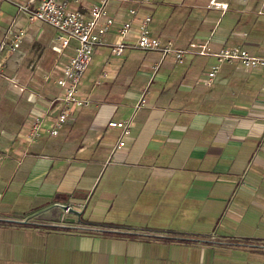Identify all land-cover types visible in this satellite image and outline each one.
Segmentation results:
<instances>
[{
	"label": "crops",
	"instance_id": "1",
	"mask_svg": "<svg viewBox=\"0 0 264 264\" xmlns=\"http://www.w3.org/2000/svg\"><path fill=\"white\" fill-rule=\"evenodd\" d=\"M40 3L0 0V264H264L254 256L264 254V69L225 64L208 85L213 55L112 54L122 24L133 44L151 16L152 35L177 49L208 43L212 53L240 47L264 58V0H111L115 26L81 86L91 104L57 136L55 81L76 43L54 50L55 29L21 9ZM37 117L44 130L31 141ZM111 121H132L122 149Z\"/></svg>",
	"mask_w": 264,
	"mask_h": 264
},
{
	"label": "built area",
	"instance_id": "2",
	"mask_svg": "<svg viewBox=\"0 0 264 264\" xmlns=\"http://www.w3.org/2000/svg\"><path fill=\"white\" fill-rule=\"evenodd\" d=\"M7 1V0H3ZM85 0H41L36 10L29 6L21 7L28 14L30 23L41 22L51 26L56 31L54 50L62 53L65 49L73 46L74 55L61 68V75L55 83L61 88L62 94L59 100L64 107L59 116L49 130L52 136L59 134V128L66 125L72 118L75 109L90 106V101L81 95V86L84 75L92 62L93 55L98 47L105 44L107 35L115 26V20L108 15V4L111 0H97L92 4L87 12H83L80 6ZM130 14L137 16L136 10H131ZM151 16H143L139 20V29L136 41L133 44L126 42V36L132 29L130 22L122 24L118 30L119 41L112 45V54L115 57H122L127 49H138L146 52H160L163 59L169 55H174L178 63H183L188 53L199 56L213 55L216 63L208 73L207 84L211 85L225 64L239 63L246 69H264V58L251 55L248 51L240 47H226L218 52L212 53L208 43H191L187 49H177L172 41H163L154 37L150 25ZM25 31H20L13 36L9 46L11 52L20 48ZM109 77L104 72L98 79L97 84ZM46 80L50 77L46 76ZM7 80L21 93L26 89L16 80ZM148 104L147 92L140 98L136 110ZM110 129H118L121 132L116 149L126 146V139L132 133V121H111L108 124ZM44 130V121L41 117L34 119L28 133L29 140L37 139Z\"/></svg>",
	"mask_w": 264,
	"mask_h": 264
},
{
	"label": "rangeland",
	"instance_id": "3",
	"mask_svg": "<svg viewBox=\"0 0 264 264\" xmlns=\"http://www.w3.org/2000/svg\"><path fill=\"white\" fill-rule=\"evenodd\" d=\"M143 1L145 3H148L149 0H143ZM131 5H132V3L130 4V6ZM134 53H136L137 57L141 60L146 55V53H148V52H145V51H142V50H135ZM18 54H20L19 51H16L15 53H13L12 60L15 59L18 56ZM47 56L48 57L45 60V65H43V66H44V68L46 70H48L47 74H49V73L51 74V72H52L51 71V69H52L51 67L53 65L54 58H53V55L51 54L50 51H48ZM39 60H40L39 57L34 56L33 58L30 59V64L31 65L32 64L37 65ZM254 256H255V258H260V259L264 260V254H262V253H254Z\"/></svg>",
	"mask_w": 264,
	"mask_h": 264
},
{
	"label": "trees",
	"instance_id": "4",
	"mask_svg": "<svg viewBox=\"0 0 264 264\" xmlns=\"http://www.w3.org/2000/svg\"><path fill=\"white\" fill-rule=\"evenodd\" d=\"M176 240H186V241H202L203 239H196L194 237H175Z\"/></svg>",
	"mask_w": 264,
	"mask_h": 264
}]
</instances>
